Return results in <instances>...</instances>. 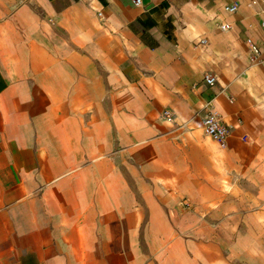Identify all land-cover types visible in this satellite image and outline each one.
<instances>
[{"label":"crops","instance_id":"1","mask_svg":"<svg viewBox=\"0 0 264 264\" xmlns=\"http://www.w3.org/2000/svg\"><path fill=\"white\" fill-rule=\"evenodd\" d=\"M263 22L264 0H0V264H264Z\"/></svg>","mask_w":264,"mask_h":264},{"label":"built area","instance_id":"2","mask_svg":"<svg viewBox=\"0 0 264 264\" xmlns=\"http://www.w3.org/2000/svg\"><path fill=\"white\" fill-rule=\"evenodd\" d=\"M256 0H254L255 2ZM134 4H139L140 0H133ZM225 11L233 13L237 10V4L231 3L224 6ZM264 25V22L262 23ZM229 23L221 24V28L227 30L230 28ZM203 42V41H202ZM246 44L248 45L251 55L253 58H258L264 66V57H261V48L254 42L251 38L246 39ZM206 84L213 85L216 82V77L214 74L208 73L203 76ZM164 118L168 121L172 120V114L169 110L165 109L162 112ZM203 130L206 135L212 138L214 141L220 145L225 144V139L229 134V126L223 121L222 116L213 108L211 102H208L205 106V114L203 117ZM188 206V203H184Z\"/></svg>","mask_w":264,"mask_h":264}]
</instances>
